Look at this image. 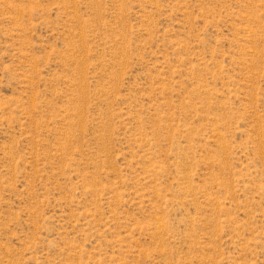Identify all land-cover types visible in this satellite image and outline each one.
Wrapping results in <instances>:
<instances>
[{"label":"rangeland","instance_id":"1","mask_svg":"<svg viewBox=\"0 0 264 264\" xmlns=\"http://www.w3.org/2000/svg\"><path fill=\"white\" fill-rule=\"evenodd\" d=\"M0 264H264V0H0Z\"/></svg>","mask_w":264,"mask_h":264}]
</instances>
